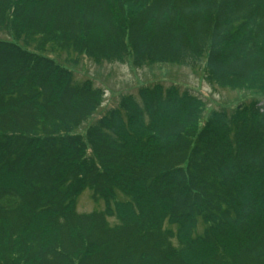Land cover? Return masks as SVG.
I'll return each mask as SVG.
<instances>
[{
	"label": "trees",
	"instance_id": "16d2710c",
	"mask_svg": "<svg viewBox=\"0 0 264 264\" xmlns=\"http://www.w3.org/2000/svg\"><path fill=\"white\" fill-rule=\"evenodd\" d=\"M7 28L0 264H264V0H0ZM24 31L94 62L204 64L262 98L200 124L202 98L156 82L84 125L104 90ZM86 189L102 210L77 211Z\"/></svg>",
	"mask_w": 264,
	"mask_h": 264
},
{
	"label": "rangeland",
	"instance_id": "374dc122",
	"mask_svg": "<svg viewBox=\"0 0 264 264\" xmlns=\"http://www.w3.org/2000/svg\"><path fill=\"white\" fill-rule=\"evenodd\" d=\"M11 27V23L9 24ZM12 29L0 31L1 39L12 40ZM17 38L23 46L30 50L41 52L44 55L53 57L60 64L70 68L76 79L90 78L97 86L104 90V100L102 105L93 115L92 122L102 115L109 107L115 106L121 95L126 93H135L142 85H148L161 82L165 85L177 83L181 88L189 89L198 95L205 103L204 118L209 111L219 108H232L238 103L246 102L251 99H261V93L256 91L233 89L226 85L211 84L205 79L204 64H200L195 68L184 65H175L167 63H158L150 66L136 68L131 62L119 63L94 62L83 54L73 51L71 47L63 48L62 46L48 41L47 39L40 42L41 38L35 32L24 31L17 33ZM81 133L83 131H80ZM90 190H84L76 199V209L78 212H90L93 210H102L103 202H94L90 197ZM110 223L115 222V218H109ZM165 226L167 224L165 223ZM175 225H170L174 228ZM200 230V227L198 228ZM176 244V238H173Z\"/></svg>",
	"mask_w": 264,
	"mask_h": 264
}]
</instances>
